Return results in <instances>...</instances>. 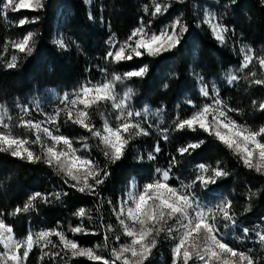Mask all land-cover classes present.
<instances>
[{"label": "trees", "instance_id": "obj_1", "mask_svg": "<svg viewBox=\"0 0 264 264\" xmlns=\"http://www.w3.org/2000/svg\"><path fill=\"white\" fill-rule=\"evenodd\" d=\"M201 1L158 0L169 7L163 15L153 17V0H93L90 6L85 0H43L44 6L40 10L15 13L3 10L4 0H0V108L3 114L7 113L5 122L11 118L12 131L17 136L34 139L30 132L16 127L23 115L21 109L26 107L29 110L24 119L33 118L36 121L31 116L50 111L54 115L58 108H63L61 98L65 93L71 99L72 94L83 85L102 84L111 80L114 74L122 76L144 65L149 67L144 78L134 77L116 85L117 94L124 95L128 88L133 90L130 106L133 111L141 113L139 119L149 135L134 137L124 157L115 163L105 158L95 142L90 143L89 158L96 162L98 168H106L109 172L99 186L98 196L69 188L61 175L42 161L29 163L0 152V219L12 226L16 239H24L29 232L57 229L82 248L103 246L105 236L110 237L108 226L111 230L116 226L112 210L130 177L142 182L155 168L167 170L171 158L175 156L178 162L170 172L169 181L174 187H180L182 182L191 183L197 174V165L201 163L216 167L219 162V166L229 173L212 186L213 191L208 195L201 192L198 184L192 191L200 195L205 206H214L224 199L231 201L237 224L224 229L223 222L220 223L225 241L245 252L251 249L258 264H264V245L256 235L264 231V175L245 168L238 156L215 137L202 131L178 132L173 128L177 116L186 119L205 103H211L210 99L200 95L194 73L204 77L210 92L212 85H216L220 98L229 108L235 109L229 116L238 124L254 131L264 126V112L257 110L258 104L264 102V85L250 83L252 72L257 73L256 78L264 79V70L254 59L248 68L239 71L243 60L242 46L251 48L255 57L264 56V1L217 0L216 3H209L216 9L220 22L229 30L223 45L198 19ZM145 6L148 12H145ZM35 17H38L36 23L16 26L22 18L32 20ZM178 17L187 25L188 31L181 45L173 51L156 58L144 56L119 64L105 59L110 50L107 43L110 38L122 43L141 23L148 25L151 22V31L158 32ZM57 23L62 25L66 48L54 43ZM28 32L34 33L32 54L16 52L10 42L22 39ZM12 55L17 56L18 66L7 69L4 64ZM230 70L239 77L232 84L227 82ZM189 100L195 107L187 103ZM253 101L257 102L255 107ZM88 112L90 118L97 113L91 108ZM97 123L95 121L94 125L99 127ZM58 125L59 134L73 142L90 135L78 125L66 122L63 112ZM165 128L169 129L167 140L162 136ZM199 140H203L204 144L192 155L179 156V147ZM157 144L160 148L158 153L154 151ZM32 148L35 153L41 154V149L35 145ZM146 151L153 153L155 159L145 160ZM141 153L144 158H137ZM36 192H67L68 195L61 196L59 200L52 197L47 204L37 200L35 210L12 215L16 207H23ZM80 208L87 210L83 218L75 215ZM80 223L87 234L74 235L70 229ZM245 228L249 230L247 236L243 232ZM51 239L58 247L49 245L44 252H59V256L44 255L41 247L36 246L25 264H102V261L94 262L86 257H72L70 253L61 251L62 245L57 237ZM161 246L158 242L153 249L149 259L151 264H170L172 261L169 247L163 249ZM96 252L109 260V254Z\"/></svg>", "mask_w": 264, "mask_h": 264}, {"label": "snow or ice", "instance_id": "obj_2", "mask_svg": "<svg viewBox=\"0 0 264 264\" xmlns=\"http://www.w3.org/2000/svg\"><path fill=\"white\" fill-rule=\"evenodd\" d=\"M153 5L154 10L151 12L153 17L163 15L169 7L167 3H161L158 0H153ZM43 6V0H4L3 10H10L13 13L20 10L37 11ZM148 11V7L145 6V12ZM37 21L38 17L32 20L22 18L16 26L23 27L27 23H36ZM203 23L209 25L214 39L222 45L226 43V34L229 30L219 22L216 14L206 13ZM187 31V25L179 17L162 27L158 32L151 31V22L148 25L141 23L122 43L110 38L107 42L110 45V50L105 59L110 63L119 64L144 56L160 57L179 47ZM33 40L34 33L28 32L22 39L11 41L10 44L16 52L31 55ZM54 43L61 48L67 46L62 38L55 40ZM7 47L8 45L5 46V50ZM240 52L243 55V60L239 71L248 68L254 59L264 70V56L255 57L252 49L247 46H242ZM17 66L16 55H12L11 59L4 64L7 69ZM148 72V65H144L126 72L122 76L114 74L111 80H106L102 84L83 85L79 91L72 94L73 98L71 99L69 94L65 93L61 98L64 107L58 108L54 115L43 113L44 120L24 119L23 116L28 115L29 110L26 107L21 109L23 115L16 127L30 132L35 139L15 135L12 131L11 118L5 122L7 115L5 112L0 115V152L9 153L12 157L26 160L29 163L42 161L56 170L69 188L82 194L98 196L99 186L104 183L109 172L106 168H98L93 159L79 155L80 150L73 146V141L58 134L59 117L63 112L66 122L70 121L98 138L99 144L103 146L105 158L111 163L120 161L125 155L129 142L134 137L146 136L149 133L139 122L141 113L133 111L130 106L133 90L128 88L120 97L116 93V85L123 84L124 81L134 77L144 78ZM194 75H196L197 83L200 86V95L210 99L211 103H205L186 119H180L177 116L173 123L174 130L178 132L184 130L202 131L208 136H213L238 156L245 168L264 175V126H261L258 131H254L238 124L229 116V113L235 109L229 108L220 98V92L216 85H212L210 92L204 77L195 73ZM256 76L257 73H251L250 83L264 85V79L256 78ZM238 79L235 72L231 70L228 72L227 82L229 84ZM104 102H111L113 109L119 115L116 116L115 127L105 120L101 131L90 122L88 109ZM187 103L192 105L191 100ZM252 103L254 107L257 105L256 101ZM192 106L195 107V105ZM37 110H39V105H37ZM257 110L264 112V102L258 104ZM147 111L145 109V114ZM168 132V128L162 130L164 140L168 139ZM82 139L86 140L87 138ZM33 144L40 146L41 154H37L31 149L30 145ZM203 144V140L189 142L179 147L177 153L181 157L190 156ZM82 147L88 149L89 146L84 143ZM154 151L157 153L160 151L159 144ZM148 159H155L153 153L148 154ZM177 162V158L173 156L167 170L156 169L157 177L145 183L142 189L136 190V186L133 184V190L128 192L127 199L121 201L119 212H115L114 209L124 235L130 238V243L121 245L119 250L114 248L112 261L105 260L93 248L80 247L76 241L68 239L63 231L57 229L29 232L24 239H16L12 226L7 224L4 219H0V246L4 249L0 252V264H25L29 253L36 246H40L42 252L49 245L53 248L58 247L52 242L53 236L57 237L62 245L61 251L70 253L72 257H86L90 261H102V264H116L117 261L120 264H145L155 249L161 234L166 233L173 236L174 232L178 233V239L173 237L177 239L172 249L173 264H190L194 261H198L199 264H258L251 249L247 252L239 250L230 246L224 239L220 223L223 222L224 229L235 227L237 224L231 201L224 199L214 206H205L201 202L200 195L192 191L193 187L198 184L201 192L208 195L213 191L212 186L216 185L220 178L228 176L229 173L219 166V162L216 167L201 163L197 165V174L191 183L184 184L182 182L180 187H174L169 183L170 172ZM67 195V192L48 194L36 192L29 197L23 207H16L12 215L35 210L37 200L47 204L51 202L52 197L59 200L61 196ZM109 203L111 202L109 201ZM75 215L83 218L87 215V210L80 208ZM70 230L74 235L87 234L83 224ZM108 230H111V226H108ZM243 232L247 236L249 230L245 228ZM256 235L259 242L264 245V231L257 232ZM107 239L106 235L105 240ZM49 254L53 257L60 255L59 252H44V255Z\"/></svg>", "mask_w": 264, "mask_h": 264}, {"label": "rangeland", "instance_id": "obj_3", "mask_svg": "<svg viewBox=\"0 0 264 264\" xmlns=\"http://www.w3.org/2000/svg\"><path fill=\"white\" fill-rule=\"evenodd\" d=\"M85 2L89 6L94 3L93 0H85ZM210 2L216 3L217 0H203V2L201 1V9H200V12H198V14H199L198 19H201L202 22L205 19L206 13H214L218 17V14L216 12V9H214L213 6L209 4ZM196 17H197V14H196ZM219 22H220V19H219ZM206 26L209 27V25H207V24H206ZM209 29H210V27H209ZM210 31H211V29H210ZM211 33H212V31H211ZM61 38L63 39V29H62V25L57 23L56 24V31H55L54 36H53V40L55 41V40L61 39ZM226 41H227V38H226ZM117 95L120 96V97L123 96L121 94H117ZM63 96H64V94L62 95V97ZM51 107H54L55 108V106H51ZM80 107L82 108L83 106H80ZM110 107H111V109H110ZM54 108H51V110H53ZM91 109H94L98 113V114L96 113V116H93L94 118H90L89 117L90 122L92 123V125H94L95 121L99 122V123H97V124H99V127H97V126L94 125L96 129H99V130L102 131L105 120H108V122L113 127L116 126V123H117L116 116L119 115V113L115 109H113L111 102H104V103H101L99 105H94V106L91 107ZM88 110H90V108ZM47 114L48 115H53L52 111H50ZM0 115H3V111L1 110V108H0ZM31 117H34V119H36V121L37 120H44L45 119V116L43 114H41V115H35V116H31ZM139 122L142 124L141 119H139ZM85 137L87 138L86 140L82 139V138H85ZM34 139H35V137H34ZM93 142L96 143L95 145H97L100 148V150H102V153H103V146L99 144L98 138L93 137L91 135V133L88 136L79 137L75 142H73V146L75 148H77V149L80 150L79 153H78L79 155L89 157L88 156L89 147H88V149H84L82 147V144L87 143L88 146H90V143L92 144ZM33 145H35L36 147H38L39 149H41L39 145H36V144H33ZM30 147H31V149H33L32 148V145H30ZM149 153H150L149 151H146V153H145V160H149L148 159V154ZM139 156L142 157V158H144L143 153L138 154L137 155V158H139ZM156 169L157 168L153 169L147 175V177H145V179L142 182L137 181L136 180V177H130V179L128 180L127 185L125 186V188L123 189L122 193L120 194V196L117 199L116 207L114 208L115 209V212H119L120 206H121V201L124 200V199H127L128 192L133 190V187H132L133 184L136 186V190L142 189L143 188V185L145 183H148V182L154 180L157 177ZM220 201L221 200H219L217 203H219ZM114 209L112 210V214H113L114 219L116 221L115 228L112 229V230H110V237L108 236L107 241L104 240V243L105 244H103V246H101V247L96 246V247L93 248L96 251H99L100 253L109 254V261H112L113 260L112 250L114 248L117 249V250H119V248L121 247V245L130 243V238H128V237H126L124 235L123 228H122V226L119 223V220L117 218V215L114 212ZM117 237H119V239H117ZM173 237H176L178 239V233L174 232L173 233V236H169L166 233H162L161 236L158 238V242L162 244L161 247H163V249L165 247H169V249L171 251L172 261L170 262V264H173V252H172V249L175 246V243L177 242V239H174ZM106 247H108L107 250L104 249ZM0 249H2V251H4V249H3L2 246H0ZM103 258L105 260H108L107 257H103ZM149 259H150V257L148 258L147 261H145V264H151V262H150ZM116 264H120V262L117 261ZM190 264H199V262L198 261H194V262H190Z\"/></svg>", "mask_w": 264, "mask_h": 264}]
</instances>
